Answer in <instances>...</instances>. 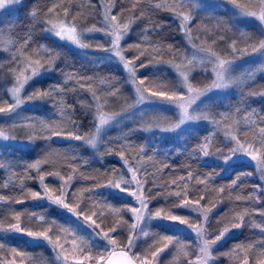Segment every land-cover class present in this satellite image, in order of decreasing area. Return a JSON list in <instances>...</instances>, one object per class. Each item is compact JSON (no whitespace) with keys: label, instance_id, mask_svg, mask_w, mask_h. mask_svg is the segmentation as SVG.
<instances>
[{"label":"trees","instance_id":"obj_1","mask_svg":"<svg viewBox=\"0 0 264 264\" xmlns=\"http://www.w3.org/2000/svg\"><path fill=\"white\" fill-rule=\"evenodd\" d=\"M111 1V13L118 15L120 20L130 23L132 27L136 28L138 34L141 33V35L128 36L123 41L126 57L134 59L142 51L144 52V56L141 57V60H144L145 63L151 61L149 67L139 70L138 77L141 79L149 77L151 80L162 82L166 86L164 88L160 83H149L148 80H145L146 87L153 91L168 90L171 93V91L175 90L178 77H176V73L170 68L168 62L179 60L182 54L185 53V41L172 12L168 9H156L155 6L156 4L173 6L178 0ZM113 4L115 5L114 8L112 7ZM251 4L250 2L247 5L251 7ZM99 7V0H21L16 5L15 11L11 13L13 17L7 22V33L10 40L7 48L8 52L11 50L12 52L19 51L21 54L31 56L32 52H38L43 49L40 46H48L50 38L44 32L41 22L48 14L50 8L58 12H64L67 9L68 14L73 15L75 20L82 23L85 20H93L99 13ZM33 11L38 14L37 21L35 22L30 16V13ZM141 11H143L144 15L140 19H137ZM215 14V12H212L210 19H203L202 27L204 29L212 30L214 25L215 27L221 25L218 21H222L221 18L224 15L217 16ZM227 17L228 15L224 19ZM208 20H212L211 25ZM223 26L224 24L221 25V27ZM225 27L226 29L228 28V26ZM247 28L257 31L255 29L256 26L250 23L246 25V28L243 27V31L247 32ZM32 29L34 31L31 32V39L25 45L23 42L24 38ZM218 36L225 37L222 33H218ZM55 40L53 42L55 45L49 50L59 53V56L54 62L51 74H46L35 82L33 85L34 91L37 89L42 91V88L48 89L50 85L63 86L66 89L72 90L60 95L54 94L45 97L46 102L37 107L34 112L39 113L49 105H52L57 111H61L63 108L69 117H74L80 124V128L78 129L80 133H89L93 126L94 101L92 93H96L103 109L107 111H120L132 102V87L127 80L128 78L124 69L122 70V67L117 62L111 60L92 62L87 58V54L79 51L77 47L70 46L57 39ZM137 44L139 45L138 48L135 47ZM169 45H172L171 49L168 47ZM48 52L50 53V51ZM89 56L91 55L89 54ZM136 63L139 64V61ZM196 75L199 76L197 73ZM68 76L76 77V79L68 80V83L65 85L64 81ZM79 77H87L88 79L77 82ZM200 78L201 76L197 77L193 73L190 76L191 83L197 84ZM262 81H264V76L259 75V77L250 83L251 85L243 94L242 98L246 103L244 108L245 114L253 118L256 127L251 129L241 128L238 130L240 137L247 139H250L252 136L255 137L258 134L257 132H259V127L264 126V123H261L264 120V94L260 91L263 88L258 90V87H260L259 83ZM81 83L84 85L83 88L80 87ZM116 89L119 90L118 93L115 91ZM61 100H63L62 104L60 103ZM81 101L85 102L86 106L82 105ZM72 108H74V111L70 110ZM53 115L58 117L56 113ZM62 120L66 125L65 130L71 128L67 117L62 116ZM132 124V122H125L123 129L124 136L120 142H113L110 139H106V136H103L106 142L100 143L95 148L86 143L84 144L83 141H56L55 138H45L44 135H47L45 132L36 136L38 140L34 145L25 148L15 147L14 162L9 165L8 169L0 168V195L6 198L23 199L24 202H0V221H3V225L15 222L12 219L13 212H21L23 213L20 221L22 227L39 230L40 226L34 219H30V216L32 213H37L40 210L49 220L56 221L57 227L53 228L50 233L52 237H55L59 233L61 226H69L68 217L60 210L54 207L46 209L43 204L35 203V200L27 195L29 190L40 192V189H38V173L35 170L26 172V166L41 158L47 160V163L41 166V173L59 172L60 175L65 176L71 173L70 170H72L73 181L68 190L73 192L81 190L77 193L79 199L76 202L80 203L81 207L87 205L89 209L93 208V201L89 199L90 192L84 190L108 182L114 174H118L122 170L121 157L115 154H108L107 149L109 147L112 149L111 146L113 145V152H115L124 143L128 145L123 149L125 157H127V152L141 153L140 148L144 132L138 128H133ZM257 136L259 137V135ZM205 137L206 133L204 129H201L196 134L187 135L183 146L177 149H169V151L167 150L160 154L158 152L150 157V161L147 164L152 180L148 179L146 181L144 192L146 193L150 190L153 194L159 193V195L149 205V209L153 212L157 209H166L170 210L173 214L195 220L198 218L196 215L174 207V204L179 201L175 197L169 196V193L186 191L189 193V199L193 198L191 195L193 193H195V198L197 199L200 195H203L205 199L201 201L202 207L210 208L216 205L214 211L209 216V221L206 222V230L210 238L218 234L219 230L223 227H231L235 211H243L247 208L250 214L245 217L244 226L239 228L235 234L226 237L216 249L214 248L213 255L218 257V260L216 259L212 264H236L244 260L245 256H247L249 264H258L260 259H264V247H261L262 242H264V232L260 228L253 227V224L264 225V216L255 211H264L263 192L260 190L253 191L259 185V179L253 176L254 169L242 162V159L234 161L224 174L220 165L201 160L199 147L203 145L202 141L205 140ZM251 140L256 141L254 138ZM110 141L113 143H109ZM218 141L219 138L214 139L216 145H219ZM259 144L260 142H255V145ZM113 169L116 171L113 172ZM7 171L10 174L12 172L14 177H9L6 173ZM189 172L192 174L191 177L188 175ZM249 172L252 175L240 176L237 185L232 186V181L238 175ZM208 174H213L210 182L206 184L197 183L198 179H203ZM181 177H183V180H181ZM55 180L47 178L45 184L56 189L57 183ZM5 183H7V187H4ZM222 186L225 189L224 192L219 191ZM249 194L258 196L260 202L256 203L254 200L238 201L235 199L236 196L246 197ZM95 200L106 201L112 208L122 210L119 214H116L111 208L106 207L102 203L95 205L96 208L103 212V223L100 220H97V223H101V227L106 231L110 227H117V232L112 233V235L118 241V248H122L126 244V236L128 234L125 226L130 224V217L127 213L129 202L122 195H118V193L106 198L96 194ZM225 213H227V216L221 219ZM88 214L91 213L86 211L85 215ZM93 218L95 219V217ZM151 227L153 236L137 240L136 248L133 249L134 252L143 253L146 249H149L150 245L153 246L152 250L155 247H162L164 242L158 240L156 234L170 235L182 244L187 245V247L182 248L180 244H176L175 247L170 245L165 252L161 253L159 264H173L174 260L175 264H184L185 260L193 257L195 241L192 236L178 234L175 230L164 224L156 223L152 224ZM27 241L24 235L20 234L11 235L8 239L0 237V243L5 245L4 249L0 251V259L10 257V254H12L11 249L16 248L18 251L25 253L23 258L16 257L17 259H21L20 261L23 264H55L51 251H49L44 243L37 242L31 244ZM237 245L245 246V250L236 249L233 252L232 250ZM248 245H253V247L248 249ZM96 249L98 254L103 250V248L99 247ZM225 253H230V255H225Z\"/></svg>","mask_w":264,"mask_h":264},{"label":"snow or ice","instance_id":"obj_2","mask_svg":"<svg viewBox=\"0 0 264 264\" xmlns=\"http://www.w3.org/2000/svg\"><path fill=\"white\" fill-rule=\"evenodd\" d=\"M21 0H0V10H4L6 7L10 5H15L20 3ZM227 4H230L233 9H235L236 13L241 17H250L257 21H259L261 26H264V0H258V7L253 9L249 7V5L245 3H241L240 0H225ZM112 7L114 8L115 5L113 4ZM135 7V5H133ZM156 9H168L172 12V14L176 17L179 21L178 27L180 28L181 32L184 36L187 37L189 42H192L191 37V21L193 19L191 13H185L184 11H177V8H183V0H178L177 3L173 4L171 8H168L166 4H156ZM193 7H195L193 5ZM11 10V8H9ZM123 11V10H122ZM48 13L53 16H57L59 23L53 22V20L48 19L42 21V28L45 32H49L54 34L55 37L59 38L60 40L70 41L71 43L79 46L81 49L88 48L89 45L82 42L81 36L82 33L77 30V26L72 24L68 20V13L67 9H65V16L60 18L54 9L50 8ZM144 15L143 11L137 16V19H140ZM30 16L32 20L35 22L37 21L38 14L36 12H31ZM102 21L104 26L108 29L104 32V35L107 37V44L105 45L97 44V49L102 50L104 52L109 53V58L113 55L119 59L122 64V68L128 73L130 82L135 87V92L137 94V99L134 105L130 106L132 108L136 107L137 105H141L144 102H153L159 101L162 103H167L171 105H175L179 109V124L173 126L172 128H163L161 131L169 132L174 131L175 128H178L181 124H184L185 121L197 120V119H208V116H197L189 113V108L195 104L196 100L203 96L206 92L211 91L212 89H221L227 88L231 84L239 83L240 81L233 79L231 76V65L233 63L232 60L227 58H221L215 52L211 51V49L198 47L197 45L193 44V47L198 48V51L205 53L204 59L213 62L214 68L213 71L215 73V80L211 85V88H205L204 90H198L189 83L188 73L181 70V65L179 64H172L171 66L174 67L177 72L179 73L180 77L183 80V87L187 90V96L180 93L177 90L171 91V94L168 90H159V91H152L148 87L145 86V80H148L149 83H160L162 87L166 88L162 82L153 81L149 77H145L143 79L139 78L137 73L141 68H147L151 64V61L145 63L144 60H141V57L144 56V52H139V54L134 59H126L125 55L123 54L121 48V41L123 40L124 36L130 30V23L124 22L123 20H118V15H110L109 12H106L103 17ZM219 24H225L227 21H218ZM103 29L92 28L88 29L89 32L94 31H102ZM34 29L30 30L26 37L24 38V44L27 45L31 39V32ZM246 39H251L252 37L241 33ZM219 39L221 41L225 40L224 36H220ZM43 48L44 46H40ZM131 47V46H130ZM135 47H139V45H135ZM170 49L172 45L168 46ZM232 53H238L242 50L236 47V41L233 40L230 45ZM50 51V56L48 61L45 63H41L40 59L32 60V61H24L27 64V67L30 68V74H25V69H22L20 74L16 76V83L11 88V98L13 103H8L7 101H3L4 103H8L7 107H0V113H3L5 116H11V114L16 113L17 109L27 101H31L33 99H44L47 96H52L54 94L60 95L72 89H66L63 86L58 85H50L47 90L43 93L39 89H37L32 94H29L26 99L21 98V92L24 89L25 85L29 83L33 78L36 76L41 75L42 72H49L52 71L54 68V62L58 58L59 53H56L52 50ZM251 53H260L264 55V39H259L251 45ZM14 59H16L14 57ZM195 60V57H193ZM193 60H189L188 63H193ZM135 61H139L137 64ZM15 72V69L12 70ZM76 79V77L68 76L64 84L68 83V80ZM88 79L87 77H79L77 82L84 81ZM80 87L83 88V83L80 84ZM74 91V90H73ZM117 93L119 92L118 89L115 90ZM243 96V92L241 93ZM93 101L95 102V112L93 115L94 120V127L95 133L89 137L85 134H82L78 131L80 128V124L75 120L74 117H69L68 113L61 109V116H65L68 118L69 123L71 124V128L65 130L60 128L58 125L49 126L48 124L44 123L43 121L40 122V127L46 130L49 133L47 138H51L53 136L59 137L62 139H72L77 141H83L87 144L91 145L92 147H96L97 140L101 130L109 125L113 120L116 119L115 116H107L102 111V105L99 98H97L96 93H92ZM2 97H0V101H2ZM63 103V100L60 102ZM82 105H85V102H80ZM74 111V108L70 109ZM255 115V113H253ZM221 116V120H226L229 118L228 114L222 113L219 114ZM249 121L251 117L248 118ZM16 123V122H14ZM212 123L219 128L220 121L213 119ZM264 123V120L261 121ZM256 127L255 122H251L249 124V128ZM235 129H233L234 131ZM225 135L230 143L233 146L229 149V154L223 157V162L225 164L228 163L229 160L235 158L237 155H244L245 157L250 158L252 161H255L256 170L260 173L261 179L264 180V126L259 127L258 135L260 139L259 147L254 146L255 141L253 142H242L240 139L237 138L236 135L232 134V131L225 132ZM246 135V133H245ZM35 137L30 136L28 139L32 140ZM0 139L3 140H14L16 139L14 136L7 135L3 130H0ZM109 143H112L111 141ZM126 144H121V147L117 149L115 152L109 147L107 149L108 154H115L121 157L123 160V165L127 166V173L130 174L128 179H124V174H121L119 180H109L107 185L104 187L110 189H117L121 193H127L131 196L139 205V207H131L128 209L132 213V218L134 222L129 227V236L127 244L123 245L122 248L118 250V241L116 237L112 235V233L117 232V227H110L107 231H105L101 227V223H103V212L96 208L95 205L97 203H102L106 207L111 208V210L119 214L121 209L112 208L110 205L107 204L106 201H96V189L95 187L91 189H86L84 191L90 192L89 199L93 201V208L89 209L87 205L85 207H81L80 203L76 201L79 199L77 195L78 192L81 190H77L76 192L69 191L68 189L71 187V180L72 176L69 175L67 180L64 179L63 176L60 175L59 172H48L47 175H54L61 179L63 183L60 185L59 189H53L49 185L45 184V174L41 173V166L44 163H47V160L44 158L36 160L34 163H31L26 166V172H30L31 170H35L38 173V179L42 186L43 191H28L27 195L34 200H46L49 204L55 205L57 208L64 210V212L70 217L75 218L72 219V223L77 224L81 227V229L87 232V238L80 237L76 234L75 230L70 227H60L59 233L56 234V238L53 239L50 233L52 232L53 228L57 227L56 221L49 220L47 216L43 213H32L30 219H34L37 224L40 226L39 230H31L27 227H22L20 221L21 216L23 213L21 212H13L12 219L15 223H9L7 227H3V221H0V231L3 232H11V233H21L31 237L34 240H44L49 245L52 246L53 251L56 254V261L58 264H85L86 261L93 262V264H159L161 253L165 252L166 249L169 248L170 245L175 247L176 244H180L182 248H186L187 245L182 244L179 240L175 239L173 236L170 235H157L158 240L163 241L162 247H155L154 250L153 246H149V249H146L143 253H136L133 249L136 248V239L142 234L144 237H152L153 234L146 230L148 222L153 219H164L174 223H178L180 225H184L188 227L192 232L196 234V240L198 241V253L194 260H185L184 264H212L213 261V250L215 246L222 241L225 236L232 230V229H239L245 224V217L250 214L247 208L243 211L237 210L232 218L231 227L225 226L221 230H219L218 234L211 236L209 238V234L207 233L204 224L209 221L210 213L212 212L213 208L216 205H213L212 208H201V201L205 199V196L200 195L199 198H195V193L191 194L193 198L189 199V193L186 191H174L170 192L169 196L175 197L178 203L174 204V207L178 208H187L193 212L200 213L202 216V220L199 218L191 219L188 217H182L176 214H173L170 210L166 209H157L154 212L149 209V205L152 203L154 199L157 198L159 193L153 194L150 190L146 193L143 191L144 183L141 179H138L137 173L139 171L138 168H134L129 164V160L124 158V151L123 149L127 147ZM211 147V144L208 142V138L205 137V143L199 147V151L203 154L204 157H208L212 155L208 149ZM217 152L220 149H216ZM6 167L3 164H0V168ZM113 172L116 170L113 169ZM189 177L192 176L191 172H189ZM213 174H208L203 179H198V184H206L212 180ZM247 175L250 176L252 173H241L237 176L235 180L232 181V186L237 185V181L240 179V176ZM183 180V177H181ZM175 183V181H173ZM123 185V186H122ZM7 183L4 184V187H7ZM135 188L136 190H131ZM224 187L222 186L219 191L224 192ZM260 190L264 192V187L261 185H257L254 188V192ZM57 191L59 194H56ZM167 198V197H165ZM236 200H254L256 203H259V197L249 194L246 197L243 196H236ZM0 201L4 203H9V201L13 203H23V199H16L14 197H8L0 195ZM89 211L91 214L85 215V212ZM261 216H264V211L255 210ZM227 216V213L223 214L221 219ZM95 217V219L93 218ZM97 220H100L101 223H97ZM84 225L87 227L85 228ZM253 227L260 228L262 232H264V225L260 224H253ZM65 237V243H61V236ZM71 236V240L68 241L67 237ZM103 242V252L99 253L96 256L91 254L93 247H99V243ZM5 245L0 243V251L4 249ZM68 247H71L72 251H68ZM253 245H248L247 248L251 249ZM261 247H264V242H262ZM236 249L245 250V246L237 245L232 250L235 252ZM77 250L79 251L80 255L78 257ZM11 252L13 253L14 257L23 258L25 253L18 251L16 248H12ZM104 253H108L107 258H105ZM131 253V255H130ZM225 255H230V253H225ZM0 264H14V261H10L7 259H0ZM175 264V260L173 262ZM243 264H248V258L245 256L243 260ZM258 264H264V259H260Z\"/></svg>","mask_w":264,"mask_h":264},{"label":"rangeland","instance_id":"obj_3","mask_svg":"<svg viewBox=\"0 0 264 264\" xmlns=\"http://www.w3.org/2000/svg\"><path fill=\"white\" fill-rule=\"evenodd\" d=\"M185 2L183 8H177V11H184L185 13H191L193 19L191 21V37L192 42H189L187 37L183 35L181 32L186 47L185 53L182 54L179 60L177 61H170L169 66L172 68V70L176 73L177 81L175 85V90L179 91L180 93L187 96V90L183 87V80L180 77L177 70L172 67V64H179L181 65V70L188 73L189 83H191L190 76L195 73V76L200 77V81L196 83H191L192 86L198 90H204L205 88H211L212 83L215 80V73L213 71L214 63L210 62L203 57L205 56V53H202L198 51V48L193 47V44L197 45L198 47H204L211 49V51L215 52L217 55H219L221 58H227L229 60H232L233 63L231 65V76L233 79H236L240 81L239 83L231 84L227 88H221V89H212L211 91L206 92L203 96L199 97L195 104H193L189 108V113L197 116H208V119H197V120H191V121H185L184 124H181L178 128H175L174 131H161L163 128H172L173 126L179 124V109L175 105L162 103L159 101H153V102H144L141 105H137L136 107L132 108L130 106L134 105L137 99V94L135 92L134 85L130 82L129 75L125 71L127 75V80L129 81L131 87H132V93H133V100L132 102L125 107V109H122L120 111H107L103 109L102 111L107 116H115L116 119L113 120L109 125L105 126L98 137L97 145L100 143L106 142L103 136H106V139H110L111 141H121L124 133V125L125 122H132L133 128H138L144 132V136L142 139V144L140 148V154L135 153H129L127 152V157H124L129 160V164L133 166L134 168H138L139 171L137 173L138 179H141L142 182L147 181L148 179H151V174L149 171L148 161H150V157H152L154 154L163 153L166 152L169 149H177L180 146H183L185 144V137L190 134H196L199 130L204 129L206 133V137L208 138V142L211 144V147L208 149L212 155L208 157H204L201 153V160L204 162H209L213 164H218L221 166L222 173L227 172V168L230 167V165L239 159H242V162L249 165L251 168L254 169V175L259 179V185L264 187V180L261 179L260 173L256 170L255 167V161H252L250 158L245 157L244 155H237L235 158L228 161L227 164L223 162V157L229 154V149L233 146L232 143H230L225 135L226 130L232 131L233 135H236L238 139H240L242 142H253L251 140L254 138L257 142H260V137L257 135L250 137V139L240 137L238 134V130L242 129H248L249 124L253 122V118L251 117V120L249 121V117L247 114H245L244 108H245V102L242 98L243 94L247 91V88L251 85L250 83L253 82L259 75L264 76V55L260 53H251V45H253L254 42H256L259 39H264V26H261L259 21L250 18V17H241L239 16L235 9L232 8L230 4H227L225 0H184ZM111 0H99L100 4V10L99 13L96 15V17L93 20L90 21H83L80 23L79 21L75 20L73 15L68 14V20L77 26V30L82 33L81 39L83 43H86L89 45L88 48L81 49L79 46L71 43L70 41L66 40H60L59 38L55 37L54 34L45 32L49 36V44L48 46L45 45L42 50L38 52H32L30 55L21 54L19 51L8 52V46L10 43L9 36H8V21L11 20V17L15 11V5H10L6 7L4 10H0V97H2V101H0V107H7L8 103H13V100L11 98L10 90L16 83V76L20 74L22 69H25V74H30V68L27 67V64L24 63V61H32L36 59H40L41 63H45L48 61L50 53L48 52L51 47H53V42L56 41H63L65 44L72 45L74 47H77L79 51L84 52L87 54V58L92 62H101V60H111L114 62H117L122 67L121 62L118 58H116L114 55L109 58V53L104 52L102 50L97 49V44L105 45V47L108 46L107 44V37L104 35V32L108 29L104 26L102 17L106 12H109L110 15H113L111 13ZM241 3H252L251 8L256 9L258 6V0H240ZM193 5L195 7H193ZM169 6V5H168ZM172 6H169L171 8ZM250 7V5H249ZM11 8V10H9ZM57 15L60 18H63L65 16L64 12H58L55 10ZM215 12L217 16L224 15L221 19L222 21H227V23L224 24L223 27L219 25L218 27H215L212 30L204 29L203 26V19H210L211 13ZM68 13V10H67ZM226 13V14H225ZM173 15V14H172ZM227 18L224 19V17ZM176 18V17H175ZM51 19L55 23H59V20L57 19V16L50 15L49 13L44 17L43 21ZM118 20H120L118 18ZM177 20V19H176ZM210 21V20H208ZM125 22V21H124ZM212 20L209 22L211 25ZM255 25L256 30L254 31L250 28H247V32L245 30L243 31V27L246 28V25L248 23ZM177 23L179 24V21L177 20ZM246 23V24H245ZM177 24V25H178ZM225 26H228L226 29ZM98 28L103 29L102 31H94L89 32L88 29L92 28ZM208 30V31H207ZM181 31V30H180ZM218 33H222L225 35V42H222L219 39ZM241 33H245L249 36H251V39H246L244 36L241 35ZM135 35H141L138 34L135 27H132L130 24V30L128 33L124 36L123 40L121 41V48L123 51V54L126 57L125 52V46L123 45V41L128 36H135ZM219 40V41H218ZM236 41V47L241 52L238 53H232L230 45L232 41ZM11 52V54H10ZM89 54L91 56H89ZM14 57L16 59H14ZM38 57V58H37ZM193 57H195V60H193ZM126 59H132L129 57H126ZM193 60V63L189 64L188 61ZM137 62V61H135ZM15 69V72L12 70ZM123 70V68H122ZM140 70V69H139ZM49 72H42L41 75L36 76L33 78L27 85H25L24 89L21 92V98L26 99V97L29 94H32L34 91V84L37 82V80H40V78L46 74H51ZM139 73V71H138ZM137 73V75H138ZM199 74L198 75H196ZM260 84V87H258L260 90L263 88L261 93L264 94V81H262ZM146 86V85H145ZM257 88V87H255ZM43 90H47V88H42L41 93H43ZM153 91V90H152ZM171 94V93H170ZM3 101H7L8 103H4ZM46 100L44 99H33L31 101H27L26 103L22 104L16 111V113L11 114V116H5L3 113H0V130H3L7 135L14 136L16 139L14 140H3L0 139V164L5 165L6 167H2L3 169H8L9 165L14 162L15 158V147H30L31 145H34V143L38 140L36 136H39L42 132L47 133L44 137L47 138L49 136V133L42 129L40 127V122L43 121L44 123L48 124L50 127L54 125H58L62 129H66V125L64 124V121L62 120L61 111H57L56 108H53L52 105H49L44 110H41L39 113L34 112L37 107H40L43 103H45ZM240 103V104H237ZM95 102L93 106V115L95 112ZM58 115L54 116L53 114ZM226 113L228 114L229 118L226 120H221V116L219 114ZM216 119L220 121V127L217 128L213 123L212 120ZM16 122V123H14ZM94 120H93V126L89 133H85V135L91 137L95 133V127H94ZM233 129H235L233 131ZM250 129V128H249ZM258 133V132H257ZM30 136L35 137L32 140H29L28 138ZM55 138L56 141H62V140H70L72 139H62L59 137H51ZM219 138V145H216L214 143V139ZM205 139V138H204ZM255 141V142H256ZM112 142V143H113ZM86 142H84L85 144ZM202 143H205V140L202 141ZM87 144V143H86ZM124 144V143H122ZM89 145V144H88ZM115 146L119 147L118 145L114 144ZM260 145V144H259ZM259 145H255L256 147H259ZM91 146V145H90ZM112 151H113V145ZM216 149H220L219 152L216 151ZM120 157V156H119ZM122 170L118 172V174H114V176L109 180H119L121 174H124V179H128L129 175L127 173V166L123 165L122 160ZM71 173L63 176L65 180H67L69 175H73L72 170H70ZM9 177H14L12 172L11 174L9 171L6 172ZM45 174V173H43ZM62 176V175H61ZM47 178H51L56 181L57 187L56 189H59L60 185L63 183L61 179L54 175H47L45 174V181L46 183ZM108 180V182H109ZM73 178L70 182L72 184ZM39 182V179H38ZM108 182H105L104 184L98 185L95 187L96 194L102 196L103 198H106L108 196H111L115 193H118V195H122L124 199H126L129 202V206L127 208L128 216L130 217V224L128 226H125L128 230L127 234V240L129 236V227L134 222L132 218V213L128 211L131 207H139L137 202L129 196L127 193H121L117 189H110L107 187H104V185H107ZM123 186V185H122ZM145 186V183H144ZM40 192L43 191L42 186L39 182V188ZM136 190L135 188L130 189ZM144 191V189H143ZM262 192V191H261ZM56 194H59L57 191ZM263 198H264V192H263ZM34 200V199H33ZM3 202V201H0ZM35 203H41L43 204L46 209L50 207H54L57 210H60L66 217H68L69 226L70 228L74 229L76 234H78L80 237L87 238V232L83 231L81 227L77 224L72 223V219L70 218L62 209L57 208L55 205H51L46 200H35ZM201 206V205H200ZM201 208H204L201 206ZM212 208V207H210ZM182 210L191 213L193 215H196L200 220H202V216L200 213L193 212L190 209L187 208H181ZM39 210V209H38ZM214 211V208L212 212ZM211 212V213H212ZM37 213H41L40 210ZM210 213V214H211ZM15 223V222H13ZM164 224L173 230H175L178 234H186L189 236H192L195 243H194V255L189 260H194L198 253V241L196 240V234L192 232L188 227L184 225H180L178 223H174L168 220L164 219H153L150 222H148L146 230L151 233L152 224ZM7 225H3V227H7ZM86 228L87 226L84 225ZM204 227L206 228V223L204 224ZM238 229H232L226 236L233 235L237 232ZM106 231V230H105ZM24 235L21 233H11V232H3L0 231V237L8 239L11 235ZM27 242L33 244V243H44L49 251L52 253V257L55 264H58L56 261V254L52 249V246L49 245L44 240H34L31 237H28L27 235H24ZM53 239L56 238L52 237ZM144 236L141 234L137 240L143 239ZM224 238V239H225ZM68 241L71 240V236L67 237ZM223 239V240H224ZM222 240V241H223ZM220 241L216 247L222 242ZM61 243H65V237L61 236ZM97 248V247H96ZM96 248H92L91 254L93 256L98 255V251ZM99 248H103V242L99 243ZM68 251L71 252V247H68ZM103 252V250L101 251ZM131 254V253H130ZM11 256L7 259L10 261H14V264H23L21 259H17L13 256V253L10 254ZM77 255L79 257L80 253L77 250ZM105 258L107 257L108 253H104ZM218 260V257H215L213 255V261ZM85 264H93V262L86 261ZM103 264V262H101ZM236 264H243V260L237 262ZM249 264V263H248Z\"/></svg>","mask_w":264,"mask_h":264},{"label":"water","instance_id":"obj_4","mask_svg":"<svg viewBox=\"0 0 264 264\" xmlns=\"http://www.w3.org/2000/svg\"><path fill=\"white\" fill-rule=\"evenodd\" d=\"M118 250H119V248H118ZM131 255V254H130ZM107 258V257H106ZM137 264H138V262H137Z\"/></svg>","mask_w":264,"mask_h":264}]
</instances>
